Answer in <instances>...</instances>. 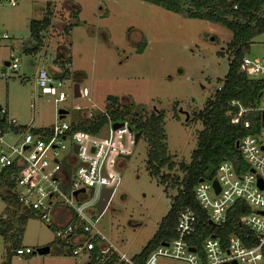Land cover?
<instances>
[{
  "label": "rangeland",
  "instance_id": "374dc122",
  "mask_svg": "<svg viewBox=\"0 0 264 264\" xmlns=\"http://www.w3.org/2000/svg\"><path fill=\"white\" fill-rule=\"evenodd\" d=\"M17 2L12 5L10 0H0V74L8 72L0 76V104L9 107L19 124H30L34 117L37 126H53L59 109H69V89H65L69 98L56 102L55 95L42 93L37 77L40 68L56 76L63 64L70 67L74 57L81 69L90 72V86L95 85L92 92L97 97L108 92L105 101L113 95L111 101L127 104L129 114L135 117L137 113L138 119L162 112L169 153L178 164L191 161L203 129L195 115L213 98L219 80L229 70L231 30L144 0ZM49 3L52 25L38 47L40 42L31 37L30 24L45 16ZM74 22L80 24L67 34L66 26ZM248 55L264 57V33L255 37ZM14 57L19 58L17 71L6 64ZM81 73L83 80L87 73ZM71 118L72 112L66 115L68 121ZM67 143L63 156L73 150L71 139ZM149 148L142 135L131 155L119 158L121 180L98 223L119 252L130 259L140 254L158 231L177 194V189L167 187L149 169ZM170 172L183 176L177 168ZM4 179L0 175V218L8 214L9 207H15L6 195ZM23 228L21 244L34 251L49 245L50 252L18 255L14 243L0 233V264H85V256L73 258L69 248L60 247L54 225L47 226L40 214H28ZM160 264L185 263L161 259Z\"/></svg>",
  "mask_w": 264,
  "mask_h": 264
},
{
  "label": "built area",
  "instance_id": "2783aa9c",
  "mask_svg": "<svg viewBox=\"0 0 264 264\" xmlns=\"http://www.w3.org/2000/svg\"><path fill=\"white\" fill-rule=\"evenodd\" d=\"M10 3L16 5L18 2L10 0ZM4 36L8 37L7 34ZM18 61L19 58L14 57L7 66L17 71ZM68 66L74 73H87L86 77L78 80L71 71L70 77L60 78L46 68H40L38 72L39 88L44 94L55 95L56 102L69 98L65 89L70 92V107L64 109L67 111L64 115L59 109V119L53 126H37L34 117L30 124H19L11 116L9 107L0 104V172L12 182L8 191L23 206L40 214L47 226L54 225L53 233L60 247L69 248L73 258L85 256V264L89 261L97 264H160L161 259L180 260L185 264H264V187L259 185L260 180L264 184V89L257 106L246 107L239 100L232 101L238 108L231 118L232 123L249 130L238 140V149L248 168L241 169L233 161L224 159L218 165L215 177L199 180L194 189L200 206L209 214L210 223L219 227L227 222L231 207L238 200H245L251 211L242 214L239 222L251 230L255 241L252 237L247 239L232 233L223 242L211 234L201 241V246L192 244L198 233L199 217L187 206L178 212L177 236L166 244L162 242L140 263L119 252L99 227L102 215H98L96 204L104 189L116 191L121 180L117 162L120 157L131 155L137 141V125L143 119L140 116L138 119L137 113L135 117L127 113V104L111 101L113 95L109 97L110 102L108 98L105 101L108 92L100 97L93 94L95 85L90 86V72L81 69L74 57ZM242 69L249 77L264 78V57L246 56ZM7 75V70L0 74L1 77ZM99 98L104 101L94 100ZM70 112L72 118L68 121L66 115ZM112 112L119 113V120H113ZM85 121L91 125L105 121L106 136L101 135L102 131L82 130ZM115 123H121V126L115 128ZM69 139L73 150L63 156ZM215 180L219 191L214 186ZM62 209L71 214L65 224L57 220ZM72 213L76 215V221ZM33 252L32 247L23 244L16 249L18 255Z\"/></svg>",
  "mask_w": 264,
  "mask_h": 264
},
{
  "label": "trees",
  "instance_id": "16d2710c",
  "mask_svg": "<svg viewBox=\"0 0 264 264\" xmlns=\"http://www.w3.org/2000/svg\"><path fill=\"white\" fill-rule=\"evenodd\" d=\"M161 5L168 10L181 13L189 18L205 19L219 23L233 33L228 48L231 52L229 70L224 79H220L221 88H217L213 98L209 99L200 112L195 116L203 122V129L198 134L197 148L193 151L189 163H177L169 153L167 134L164 128V115L160 111H154L137 125L141 136L145 135L149 141L148 167L157 176H160L167 187L177 189L173 196L172 205L163 218L158 231L154 234L143 251L133 257L142 263L149 254L162 242L170 241L177 236L176 225L180 209L190 206L198 217V233L191 241L192 244L201 246V241L208 235L215 234L227 240L230 234L236 233L244 238L252 237L251 230L240 224L242 214L251 211L245 200H238L229 210L228 220L222 226H215L209 221V214L204 210L195 195V186L201 178L213 179L220 162L224 159L233 161L237 167L247 169L248 164L237 147V141L247 134L249 130L241 124H234L232 116L238 108L232 104L233 100H239L246 107L257 106L260 101V93L264 89V78H252L242 69L243 60L251 51V46L256 36L264 33V0H144ZM79 13V11H78ZM52 10L47 7L45 16L40 20H33L30 24L31 37L43 43V33L52 25ZM79 22H74L65 28L70 34V29ZM222 56L223 52L220 53ZM62 56V55H60ZM63 70L56 77H70L69 67L62 65ZM73 77L81 80L83 74L76 72ZM126 108V112L129 113ZM114 121L119 120L120 115L112 112ZM105 121L99 125H91L88 121L83 123L82 130L92 133H100L105 126ZM166 168V169H165ZM178 169L183 176H172L170 171ZM4 178V172H0ZM8 186L6 195L11 197L12 206L8 214L0 218V233L12 241L15 247L21 244V235L24 233L23 225L27 221L28 214L34 211L23 206L15 195L8 190L12 188V182L5 178ZM73 218L77 217L74 213ZM80 230V228H78ZM249 235V236H248ZM252 235V236H251ZM255 241V239H254ZM250 243V242H249ZM252 243H254L252 241ZM10 264V263H7ZM86 264H97L89 261Z\"/></svg>",
  "mask_w": 264,
  "mask_h": 264
},
{
  "label": "water",
  "instance_id": "95a60500",
  "mask_svg": "<svg viewBox=\"0 0 264 264\" xmlns=\"http://www.w3.org/2000/svg\"><path fill=\"white\" fill-rule=\"evenodd\" d=\"M6 64H8V61L6 62ZM66 112L67 111H65L64 109H61L60 110V113H63V115L66 114ZM119 126H121V123H115V125H114L115 128H117ZM106 134H107V127H104V129L101 132V135L102 136H106ZM140 137H141V132H138L136 139L138 140V139H140ZM236 144H237V147H238L239 141H237ZM74 150H75V152L78 151L77 146L74 147ZM200 180L202 181L203 178H201ZM259 185H260L261 188L264 187V184H263V181L262 180L259 181ZM214 186L217 188V191H219L220 188H219L218 182L216 180L214 181ZM113 192H114L113 189H104L103 190V193H102L99 201L96 204L97 212H98V215L99 216H101L106 211ZM77 193L78 192H76L75 194H77ZM92 193H93V190L91 191V194ZM164 244H166V242H164ZM50 250H51L50 246L47 245V246L38 248L36 251H34V253H37L38 252L40 254H46V253H49ZM191 250H196V249L194 247H191ZM224 264H228V263H224ZM230 264H237V263L236 262H233V263H230Z\"/></svg>",
  "mask_w": 264,
  "mask_h": 264
},
{
  "label": "crops",
  "instance_id": "0c3cea01",
  "mask_svg": "<svg viewBox=\"0 0 264 264\" xmlns=\"http://www.w3.org/2000/svg\"><path fill=\"white\" fill-rule=\"evenodd\" d=\"M58 70V69H56ZM11 114V113H10ZM71 218V214L69 210L67 209H62L58 212L57 220L60 224H65L67 223Z\"/></svg>",
  "mask_w": 264,
  "mask_h": 264
},
{
  "label": "flooded vegetation",
  "instance_id": "af4514ba",
  "mask_svg": "<svg viewBox=\"0 0 264 264\" xmlns=\"http://www.w3.org/2000/svg\"><path fill=\"white\" fill-rule=\"evenodd\" d=\"M187 120H189V117H188ZM114 193H115V191L113 192V194H112V196H111L110 202L112 201V198H113ZM110 202H109V204H110ZM109 204H108V206H109Z\"/></svg>",
  "mask_w": 264,
  "mask_h": 264
}]
</instances>
